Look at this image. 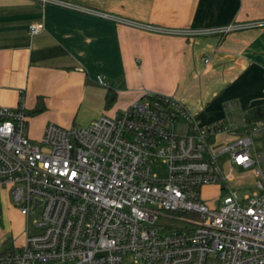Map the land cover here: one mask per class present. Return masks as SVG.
Here are the masks:
<instances>
[{"label": "built area", "instance_id": "1", "mask_svg": "<svg viewBox=\"0 0 264 264\" xmlns=\"http://www.w3.org/2000/svg\"><path fill=\"white\" fill-rule=\"evenodd\" d=\"M37 1L103 16L67 1ZM261 26L264 19L198 33ZM43 28L41 21L27 25L30 35ZM228 131L199 124L172 95L148 91L85 126L47 124L37 140L27 134L21 103L0 106V187L26 218L22 244L0 255V264H264V170L253 171L256 189L242 199L231 192L208 207L200 195L233 180L221 154L241 168L264 160L254 148L264 121L217 145L215 134ZM157 165L164 178L152 172ZM33 214L39 219L29 222Z\"/></svg>", "mask_w": 264, "mask_h": 264}, {"label": "crops", "instance_id": "2", "mask_svg": "<svg viewBox=\"0 0 264 264\" xmlns=\"http://www.w3.org/2000/svg\"><path fill=\"white\" fill-rule=\"evenodd\" d=\"M62 1L103 16L0 0V106L22 104L31 139L47 124L70 128L112 117L148 91L172 95L199 124L230 128L213 139L225 145L244 132V109L264 102V26L198 33L263 20L264 0ZM39 21L43 30L30 35L27 25ZM109 93L114 99L106 107ZM38 102L41 110L31 113ZM25 228L0 187V252L22 244Z\"/></svg>", "mask_w": 264, "mask_h": 264}, {"label": "rangeland", "instance_id": "3", "mask_svg": "<svg viewBox=\"0 0 264 264\" xmlns=\"http://www.w3.org/2000/svg\"><path fill=\"white\" fill-rule=\"evenodd\" d=\"M37 140V139H36ZM223 145V144H222ZM255 150L261 149V144L259 140L254 141ZM219 163L224 167L226 172H230L233 176V180L230 181L226 188L222 187V189H216L215 187H203L201 189L200 195L202 200L205 201L208 207H212L215 204L216 197L221 198L229 195L231 192H234L239 199H242L244 196L250 195L255 189L256 178L253 176V171L256 168H261L264 170V161L259 164H252L247 168L235 167L229 165L227 162V155L221 154L219 157ZM160 166V165H159ZM157 166H154L152 172L156 174L159 178H164L166 176V170L162 167V169H157ZM29 222L33 220H38V214H33L29 216ZM168 225L172 226H181L182 223L175 220H166L164 221ZM62 264H73V263H62Z\"/></svg>", "mask_w": 264, "mask_h": 264}, {"label": "trees", "instance_id": "4", "mask_svg": "<svg viewBox=\"0 0 264 264\" xmlns=\"http://www.w3.org/2000/svg\"><path fill=\"white\" fill-rule=\"evenodd\" d=\"M114 95L112 93L106 94L105 96V106H109L113 101ZM41 110V105L38 102L36 107L31 113H37ZM264 121V102L256 103L250 105L244 109V127L243 129L252 126L256 122ZM259 140L262 143L261 149L264 151V133L260 136ZM14 249L12 247H6L1 252L0 255L12 252Z\"/></svg>", "mask_w": 264, "mask_h": 264}]
</instances>
